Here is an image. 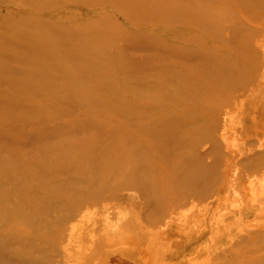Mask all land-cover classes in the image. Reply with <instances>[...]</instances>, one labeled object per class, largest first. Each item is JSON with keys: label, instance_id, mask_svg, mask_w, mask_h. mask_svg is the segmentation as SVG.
Returning <instances> with one entry per match:
<instances>
[{"label": "bare ground", "instance_id": "1", "mask_svg": "<svg viewBox=\"0 0 264 264\" xmlns=\"http://www.w3.org/2000/svg\"><path fill=\"white\" fill-rule=\"evenodd\" d=\"M51 1L49 8L67 4L84 15L94 8L92 27L100 38L81 49L83 55L97 52L96 63L77 59V50L66 44L63 55L52 51V71L67 75L70 67L62 60L75 56L72 84L85 92L82 78L88 76L91 88H98L96 75L116 68L120 55V49L109 55L114 39L102 35L126 22H149L154 30L144 36L147 45L155 57L170 60L162 73L170 91L161 89L150 101L172 100L168 108L137 111L133 101H148L135 90L142 83L114 70L122 76L112 86L114 96L99 91L90 102L117 111V125L78 118L70 136L55 138L44 158L31 160L27 176L21 173L23 156L10 157L5 168L0 164V178L17 173L16 184L0 186V264H264V0ZM116 33L127 43L133 39L129 31ZM28 64L29 71L37 68ZM252 69L261 73L251 85ZM35 82L19 91L45 94ZM63 87H69L65 78ZM247 90L250 96L243 97ZM251 95L255 101L247 108ZM65 97L76 99L69 91ZM236 119L242 142L232 149L225 126ZM211 121L206 132L203 125ZM25 194L39 219L22 206ZM23 219L25 231L8 221Z\"/></svg>", "mask_w": 264, "mask_h": 264}, {"label": "rangeland", "instance_id": "2", "mask_svg": "<svg viewBox=\"0 0 264 264\" xmlns=\"http://www.w3.org/2000/svg\"><path fill=\"white\" fill-rule=\"evenodd\" d=\"M53 2L52 0L51 4H53ZM83 3H85L84 0ZM48 4L49 0H0V164H4L1 165V167L5 168L6 160L8 161L10 157L23 156L26 162L22 164L23 169L21 173L24 176H27L26 172L28 166L31 164V160L35 161L39 158H44L46 155V149L44 148L50 149L51 141H55V138L62 137L64 134L70 136L72 131L68 128L71 125L72 128H76L78 118L85 123V121L89 122L92 116L94 120L104 121L109 127L117 125L119 122L117 111L105 109L107 107L106 103L102 108H99L95 103L90 102L94 96H99V91L105 90L110 92L111 97L114 96L116 92L112 90V86L122 80V76L114 72V70H118L122 74L132 73L138 76L139 81L142 83L140 87H135L137 88L135 90H138V93L145 94L148 101H133L132 104L137 111L153 110L156 107L158 108L157 110L163 107L168 108L172 100L171 95L170 99L164 105L150 101L151 97L159 98L161 96L160 92L156 93L159 90L170 91L168 82L162 74L164 73V66L169 64L170 60L162 57L159 58V56L155 57L156 50L147 45V40L144 39V36L147 34L152 35L151 33L154 30V24L149 22L143 23L142 25L126 22V25H121L120 31L102 35L104 39L109 37L114 39L111 40L112 43L108 51H110L109 55H113L120 49V55L117 59L119 63L116 64V68H111V71L96 75L100 77L98 88H91L89 77L84 76L82 78V84L85 86V92L77 89V87L72 84L74 79L77 78V71L75 67L71 65L74 63L77 64L76 58L93 63L97 61V56L95 55L97 52H94V54L86 53L84 55L81 53L83 46L91 44L95 39H100L95 36L97 34L93 32L92 27L95 23L94 15L97 14L94 12V8L87 9L89 15H84L80 12L82 10L67 8V4L64 8H49L46 6ZM77 4H80L79 0H77ZM84 9L86 8L84 7ZM99 17L100 19H111L109 15L101 14ZM116 19H118V17H116ZM123 31H129V34L133 33V39L129 41V43H127L124 38L120 40L119 34L116 33H123ZM61 39H65V41H55ZM39 40L44 42L45 47ZM66 44H70L72 49L75 51L77 50V55L75 53L76 58L75 56L71 57L69 55L68 58L62 60V63L70 67L67 68V75H63V73L54 72L49 68V58L52 56L53 50H58L63 55L62 52L66 49V47L63 46H66ZM155 45L159 47L161 44L155 43ZM126 47H128L127 50ZM103 48L104 46H102L101 50H103ZM259 50L261 54L264 51L261 47H259ZM105 57L109 58L108 53L105 54ZM262 57L261 70H264V56ZM22 61L24 62L23 66ZM30 62L35 63L34 66L37 68L29 71L30 65L28 63ZM107 62L111 64L112 59H107ZM261 70L256 75L253 73V69L248 72L253 73L251 85L258 82ZM96 71L100 72L97 69ZM117 75L120 76L118 77ZM27 77L29 78L27 79ZM63 78L69 82L68 90H66L67 88L65 87L62 89L59 88V84ZM35 80L40 83L41 86H39L46 92L45 94L38 92L22 93L19 91V89L23 90L31 84H36ZM163 83H165V85H163ZM104 85L107 86V89H104ZM124 88L128 96L129 85L124 84V87H121V91H123ZM68 91L76 96L75 100L71 98L66 99L65 95ZM79 92L83 95V99L79 96ZM250 93L251 92L247 90L244 92L243 97L250 96ZM15 95L18 99L13 97ZM86 99H89V101ZM254 101L255 97L251 95L245 103L247 108H249ZM142 114L145 115L146 112H142ZM129 116L131 115L129 114ZM238 120L239 119L235 121L227 120L225 126L227 127L225 138L229 140L232 149L238 148L239 144H241L240 142H242L239 128H237L241 125ZM247 121L250 124L251 121L246 119L245 122ZM212 124V121L210 124H204L203 129L206 130V132L211 130L210 127ZM221 131L224 132V129ZM221 131L219 133H221ZM220 138L223 140L222 152L225 153L226 156L230 155L231 150L228 149L224 137ZM208 144L210 143L208 142L207 145ZM224 164L221 165V169L223 170L225 169ZM37 174L44 177L46 172L38 171ZM6 175L7 178H0V186L16 184L14 183L13 176L17 175V173L14 174L12 170ZM245 181H247V179H245ZM21 183L24 184L23 182ZM124 192L122 191V194ZM232 197L235 199V202L239 201L235 196ZM29 201V194H25L22 206H26L27 203H30ZM26 209V211H29L30 217L32 216L35 217L34 219H39V217H36V214L29 209L28 205ZM13 220L8 221L18 226L20 231H25L27 229V221L24 219L25 223H23L22 220ZM229 221H232V219H229ZM32 233L35 236L41 237L36 231ZM30 239L34 243V236L30 237ZM12 240L14 241V239ZM42 243L48 245V247L49 244H52L47 240L42 241ZM13 245H16V243H13ZM23 245L24 244L21 243V246Z\"/></svg>", "mask_w": 264, "mask_h": 264}]
</instances>
